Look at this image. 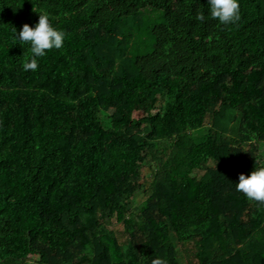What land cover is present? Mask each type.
<instances>
[{"label": "trees", "instance_id": "obj_1", "mask_svg": "<svg viewBox=\"0 0 264 264\" xmlns=\"http://www.w3.org/2000/svg\"><path fill=\"white\" fill-rule=\"evenodd\" d=\"M41 13L65 43L25 72L13 27ZM239 13L0 0V264H264V203L235 187L264 167V0Z\"/></svg>", "mask_w": 264, "mask_h": 264}, {"label": "clouds", "instance_id": "obj_2", "mask_svg": "<svg viewBox=\"0 0 264 264\" xmlns=\"http://www.w3.org/2000/svg\"><path fill=\"white\" fill-rule=\"evenodd\" d=\"M207 8L210 16L222 25L235 24L240 19L239 0H207ZM13 33L20 45L30 46V56L22 65L25 72L36 71L38 58L44 57L47 50L61 49L66 39L65 31L53 26L46 13L39 14L35 26L24 24L19 33L13 27ZM235 187L248 199L264 203V167H254L248 175L240 174Z\"/></svg>", "mask_w": 264, "mask_h": 264}, {"label": "rangeland", "instance_id": "obj_3", "mask_svg": "<svg viewBox=\"0 0 264 264\" xmlns=\"http://www.w3.org/2000/svg\"><path fill=\"white\" fill-rule=\"evenodd\" d=\"M114 88L119 91V94L114 96L112 98V100H110V102L105 104V109L110 111V112H114L116 110L117 106L121 103V100H122L123 96L125 95V93L130 90V88L125 83L120 81L118 78L114 79ZM153 111H156V110H155V108H153V104L151 102L142 101V102L137 104L134 116L136 118H140L144 115H148V114L152 113ZM248 151H249V147H246L245 152H248ZM144 170H145V172H144L145 176L144 177L147 178L148 177V173H147L148 171L146 168ZM144 199H145L144 195L139 194L137 196L136 200L138 202H142ZM112 227L114 230H119L122 228V225L114 221ZM32 259L33 260L38 259L37 253L32 254Z\"/></svg>", "mask_w": 264, "mask_h": 264}]
</instances>
